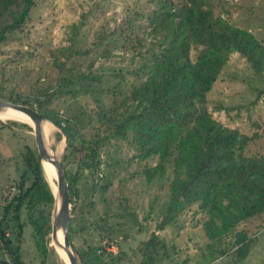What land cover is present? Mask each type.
I'll return each mask as SVG.
<instances>
[{"label":"rangeland","instance_id":"obj_1","mask_svg":"<svg viewBox=\"0 0 264 264\" xmlns=\"http://www.w3.org/2000/svg\"><path fill=\"white\" fill-rule=\"evenodd\" d=\"M170 1L34 0L21 26L0 42V98L32 100L39 90L55 84L59 74L90 69L94 81L90 79L74 96L54 98L50 106L60 116L76 121L84 139L106 133L119 110L127 106L129 85L143 77L151 51L161 44L162 31L152 30L151 16ZM213 11L234 27L251 31L264 45V0H220ZM71 23L77 24L71 34L73 50L60 70L52 62L53 49L68 43ZM194 51L190 50L191 56ZM206 106L212 117L249 136L240 145L242 152L264 154V81L237 51L230 52L206 92ZM0 121L1 213L4 196L7 191L13 194L24 168L25 145H35L27 120L0 116ZM53 125L52 142L46 139L51 149L62 139L60 128ZM134 153L126 140L111 138L99 148L98 163L82 169L75 182L72 243L106 249L87 257L92 264H264L262 214L247 217L235 228L253 236L243 258L234 257L229 246L232 235L224 238L228 242L222 246L228 253L218 257L202 254L209 240L201 227L205 213L195 204L185 206L172 222L157 228L169 197L172 160L166 161L163 174L147 180L143 168L157 158H139ZM78 154L63 146L58 156L67 169L74 170ZM20 216L25 217V209ZM29 228L26 223L18 242L24 263L65 264L51 248L50 230L42 259ZM151 232L157 239L150 248V261L144 251ZM6 235L12 237L9 232Z\"/></svg>","mask_w":264,"mask_h":264},{"label":"trees","instance_id":"obj_2","mask_svg":"<svg viewBox=\"0 0 264 264\" xmlns=\"http://www.w3.org/2000/svg\"><path fill=\"white\" fill-rule=\"evenodd\" d=\"M33 1L0 0V42L21 26ZM170 3L151 16L152 30L162 31L161 44L151 51L150 64L143 77H137L129 85L127 106L119 110L106 133H95L84 139L76 121L60 116L50 106L54 98L74 96L86 88L90 79L94 81L90 69L59 74L55 84L39 90L32 100L27 97L9 99L34 104L42 116L60 128L65 136V148L79 152L73 160L74 170L67 169L60 161L72 210L80 171L98 163L102 144L111 138L124 139L133 147L134 156H156L155 163L143 168L147 180L163 174L166 161L172 160L169 197L156 227L162 228L185 206L195 204L205 213L201 227L209 240L202 254L218 257L228 253L230 250L222 246L223 242H228L224 238L232 235L229 246L234 257L243 258L253 236L235 228L247 217L264 216V154L241 151L242 141L249 136L212 117L206 106V92L232 51L244 57L251 70L264 81V45L251 31L234 27L214 13L213 8L220 0H173ZM76 28L77 24L71 23L68 43L53 49L52 62L60 70L73 50L71 34ZM192 49L195 50L193 56L190 55ZM2 124L0 121V126ZM22 155L24 168L15 182L13 194L7 191L4 196L0 213V264H25L18 242L26 223L42 259L46 255L53 196L43 177L36 149L25 145ZM22 209H25V217L20 216ZM7 232L12 237H8ZM156 239V233L151 232L146 242L144 252L150 261L153 250L150 248H154ZM68 240L78 264H92L87 257L106 250L102 245H73L71 220Z\"/></svg>","mask_w":264,"mask_h":264},{"label":"water","instance_id":"obj_3","mask_svg":"<svg viewBox=\"0 0 264 264\" xmlns=\"http://www.w3.org/2000/svg\"><path fill=\"white\" fill-rule=\"evenodd\" d=\"M6 110H14L24 113L33 122L34 145H35L36 153L39 157L43 177L45 179L43 173V167L41 164L42 160L47 161L53 165L57 180L56 190L53 192L50 189L53 196V202L50 212L51 240L53 243L57 244L56 230L59 229L60 244L58 245L62 248V250L65 253V257L67 260L66 264H78L75 254L72 251L68 240V227H69L72 201L69 198L67 181L60 160L56 159V156L54 155L55 150L53 149V153L51 152V148L49 147L48 142L43 135L44 120H48V121L50 120L42 116L38 112L36 107L33 105H28L25 103H20V102L0 98V112H4ZM65 143H66L65 136L64 134H62V147L65 146Z\"/></svg>","mask_w":264,"mask_h":264},{"label":"bare ground","instance_id":"obj_4","mask_svg":"<svg viewBox=\"0 0 264 264\" xmlns=\"http://www.w3.org/2000/svg\"><path fill=\"white\" fill-rule=\"evenodd\" d=\"M0 116L4 119V120H8L9 118H13V117H18L20 119H24L27 120L29 122V124L31 125V127L33 128V122L28 118L27 115H25L24 113H21L19 111H14V110H6L4 112H0ZM24 122V121H21ZM34 131V129L32 130V132ZM54 133V125L53 123H51L48 120H44V124H43V135L46 139H49L50 142H52V136ZM54 155L56 156V159H59V153L62 151V139L61 142L59 144H57V147L54 148ZM51 152L53 153V149H51ZM42 167H43V173L45 176V179L47 181V183L50 186V189L54 192L56 190V186H57V180H56V174H55V170L53 168V165L47 161L42 160L41 161ZM56 239H57V244L53 243L54 246H51L54 248V251H56L57 255L59 256V258L66 264L67 260L65 257V253L62 250V248L58 245L60 244V230L57 229L56 230Z\"/></svg>","mask_w":264,"mask_h":264},{"label":"built area","instance_id":"obj_5","mask_svg":"<svg viewBox=\"0 0 264 264\" xmlns=\"http://www.w3.org/2000/svg\"><path fill=\"white\" fill-rule=\"evenodd\" d=\"M261 229L264 231V218H263V222H262V225H261ZM108 248V247H107ZM112 249V248H111Z\"/></svg>","mask_w":264,"mask_h":264}]
</instances>
